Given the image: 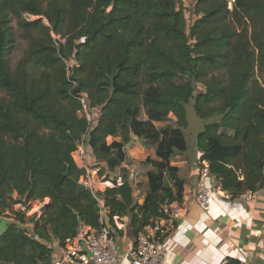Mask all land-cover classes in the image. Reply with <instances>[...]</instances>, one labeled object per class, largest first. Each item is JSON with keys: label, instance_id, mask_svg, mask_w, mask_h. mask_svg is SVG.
Instances as JSON below:
<instances>
[{"label": "trees", "instance_id": "16d2710c", "mask_svg": "<svg viewBox=\"0 0 264 264\" xmlns=\"http://www.w3.org/2000/svg\"><path fill=\"white\" fill-rule=\"evenodd\" d=\"M194 2L188 28L177 0H0V217L15 216L0 219V264L51 262L55 242L82 224L99 229L100 205L112 227L128 217L136 237L167 218L184 198L172 159L188 150L192 103L204 123L196 146L222 190L233 199L264 189V0ZM18 40L27 47L12 68ZM83 96L97 124L80 116ZM133 135L156 148L143 161V205L127 173L97 194L66 177L86 175L73 159L84 138L102 176L127 161Z\"/></svg>", "mask_w": 264, "mask_h": 264}, {"label": "crops", "instance_id": "0c3cea01", "mask_svg": "<svg viewBox=\"0 0 264 264\" xmlns=\"http://www.w3.org/2000/svg\"><path fill=\"white\" fill-rule=\"evenodd\" d=\"M93 111L95 118L92 116V120L97 124L100 110ZM133 137L134 135L132 139ZM115 140L121 141L120 138L110 137L108 143L111 144ZM134 141L133 139L132 142ZM155 151V147L140 140L133 148L127 144L125 146L127 161L115 172L107 171L102 176L100 175L101 165L95 162L93 156H90L92 172L88 177L86 175L89 180V189L95 194L104 193L113 186L115 181L121 182V172L130 167L132 161L130 159L135 157L139 159L141 152H151L150 155H142V160L150 158L149 156H153L151 159H156ZM202 156L195 140L192 147L188 143V150L185 153H178L172 159V165L180 169V176L185 180V186L183 201L169 205L166 208L169 211L168 217L157 220L165 229L162 242L165 252L164 264H223L226 260L232 264H240L243 261H249L250 264H264V189L256 192L255 197L250 201H244L241 197L223 198L217 201L208 212H204L196 197L199 189L200 165L204 162ZM74 159L78 160L77 156L74 155ZM75 163L78 166L76 161ZM107 176L109 177L106 178ZM147 182L146 177V188L143 192L138 189L137 182L134 184L136 200L140 205H143L145 201ZM207 183L223 191L215 177L212 176ZM49 202L50 200L47 199L44 205ZM38 205H40L39 202ZM104 211L107 226L115 232L119 264H132L130 253L137 237L131 227L130 219L117 217L112 227L108 210L104 209ZM28 216H30L29 213ZM30 227L32 230L31 225ZM56 245H58L57 242L54 243L51 261L53 264H59L63 257L61 248H57Z\"/></svg>", "mask_w": 264, "mask_h": 264}, {"label": "built area", "instance_id": "2783aa9c", "mask_svg": "<svg viewBox=\"0 0 264 264\" xmlns=\"http://www.w3.org/2000/svg\"><path fill=\"white\" fill-rule=\"evenodd\" d=\"M30 18L33 17L29 16V19ZM56 39L60 40V38ZM74 64L75 63L72 62V65ZM82 104V111L86 114L85 117L90 124H95L91 118L92 110H90L86 96L82 97ZM86 140L87 137L79 143L77 151L73 154V159L74 155L77 156L78 160L74 159V161L78 163L80 169L85 170L88 177L92 172L89 157L93 155ZM199 173V189L196 193V197L204 212H208L217 201H221L223 198L231 199L230 195H227L218 189V187H211L208 185L207 182L209 179H212V175L210 166L207 162L201 163ZM86 175L82 177L84 180L82 181L87 188H90L88 183L89 180ZM255 194L256 193L248 192L242 195L241 198L244 201H250L255 197ZM40 205H42V203H40ZM43 207L44 205L41 208ZM26 209L27 207H24L22 202L14 208L16 211H25ZM39 214H42L41 209ZM0 219H8L11 222H15V216L10 211H5ZM26 226L29 227L28 225ZM164 236L165 229L158 221L146 226L137 236L135 245L130 253L132 264H164L165 252L162 245ZM56 246L57 248L60 247L59 245ZM60 248L63 257L59 264H119L115 232L107 226L105 211L101 205L99 229L82 224L78 228L77 236L74 239L68 240L66 245ZM223 264L232 263L226 260ZM240 264H250V262L243 261Z\"/></svg>", "mask_w": 264, "mask_h": 264}, {"label": "rangeland", "instance_id": "374dc122", "mask_svg": "<svg viewBox=\"0 0 264 264\" xmlns=\"http://www.w3.org/2000/svg\"><path fill=\"white\" fill-rule=\"evenodd\" d=\"M230 1V7L232 6L233 0H229ZM177 6L179 9H183L186 19H187V24H188V28L191 27V25L196 21L197 17L195 15V2L194 0H177ZM29 19V16L27 17ZM30 20H35V18H30ZM59 38V37H56ZM27 47V43L25 41L22 40H18V42L16 43V45L13 48L12 54L10 56V64L12 66V68H14L18 62V60L22 57L23 52L25 51ZM203 88L201 86L198 87L197 89V93H199L200 91H202ZM84 111H82L80 113V116H85L86 114L83 113ZM186 112H187V119H188V128L185 130V134H186V138L188 140L189 146L192 147L193 143L196 140V136L197 133L199 131L202 130L203 128V121L200 120L198 118V116L195 113L194 107H193V103L188 105L186 107ZM94 117V111L91 115ZM95 118V117H94ZM175 118L171 117L170 121L168 122H163V123H158L157 126L159 128H163L168 124H174L175 122ZM95 122V121H94ZM139 140H135L134 142H130V148H133L134 145H136V143H138ZM153 146V145H150ZM155 147V146H153ZM151 152L148 153H140L139 156L140 158H133L130 159L131 161V165L128 169H125L121 172V177L122 174L127 173L130 177V179L132 180V182L135 184V182H137V186L138 189L142 190L146 188V177H147V171L149 168H151L148 165H145L143 163L144 160H142V155H150ZM150 158H153V156H149ZM129 160V161H130ZM135 166V168H133ZM126 171V172H124ZM105 176V175H104ZM109 176H107L106 178H108ZM80 183L85 185L84 182L82 181V179L80 180ZM45 203L42 204V206ZM41 205H38V203L35 204H31V208L32 210L29 212L30 217L33 216L34 213H39L40 209H42ZM28 226L30 227V225L28 224Z\"/></svg>", "mask_w": 264, "mask_h": 264}, {"label": "water", "instance_id": "95a60500", "mask_svg": "<svg viewBox=\"0 0 264 264\" xmlns=\"http://www.w3.org/2000/svg\"><path fill=\"white\" fill-rule=\"evenodd\" d=\"M89 139H91V136L89 137ZM133 139H134V140H137V141L139 140V138H138L137 136H134ZM66 177L70 178L74 183H76L77 186H78L80 189H86V186H85V185H83V184H81L80 182H77L76 180L72 179V178L70 177V174H69V173L66 174ZM22 204H23L24 207H28V205H29V199H28V197H26V198L24 199V201H22ZM47 208H48V204H47V205H44V207L41 209V213H44V212L47 210ZM27 230H28L30 236H31L33 239H36L37 241L42 242V241H41V240L35 235V233L31 230V228L28 227ZM42 243L46 244L45 242H42ZM44 264H53V263H52V262H48V263H44Z\"/></svg>", "mask_w": 264, "mask_h": 264}]
</instances>
